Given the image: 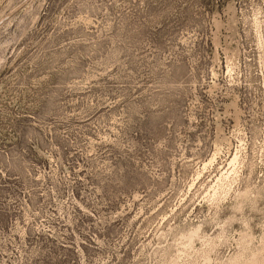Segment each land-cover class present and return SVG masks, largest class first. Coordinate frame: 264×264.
<instances>
[{
	"label": "rangeland",
	"instance_id": "rangeland-1",
	"mask_svg": "<svg viewBox=\"0 0 264 264\" xmlns=\"http://www.w3.org/2000/svg\"><path fill=\"white\" fill-rule=\"evenodd\" d=\"M0 264H264V0H0Z\"/></svg>",
	"mask_w": 264,
	"mask_h": 264
}]
</instances>
